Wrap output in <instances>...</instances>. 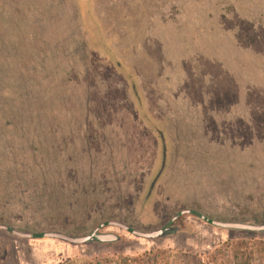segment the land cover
I'll return each mask as SVG.
<instances>
[{
    "label": "rangeland",
    "instance_id": "obj_1",
    "mask_svg": "<svg viewBox=\"0 0 264 264\" xmlns=\"http://www.w3.org/2000/svg\"><path fill=\"white\" fill-rule=\"evenodd\" d=\"M182 211L264 223V0H0V225L176 229L105 226L117 241L85 245L0 230V264H189L264 244Z\"/></svg>",
    "mask_w": 264,
    "mask_h": 264
},
{
    "label": "water",
    "instance_id": "obj_2",
    "mask_svg": "<svg viewBox=\"0 0 264 264\" xmlns=\"http://www.w3.org/2000/svg\"><path fill=\"white\" fill-rule=\"evenodd\" d=\"M191 214L195 217H198L202 219L205 223L214 226L219 227L223 229H230V230H242V231H248L251 233H263L264 232V223L260 225H251V224H244V223H222L218 221H214L205 217H200L197 215V213L193 211H182L178 215L174 217L173 220H176L180 215L182 214ZM105 226L110 227H116L121 229L122 231L131 234L134 237H140L142 239H158L166 237L176 231L174 228H170L168 226H164L161 229L151 231L149 233H140L133 229H130L129 227L117 223V222H108L100 225L98 228H96L94 231H92L90 234L86 236H70V235H64L57 232H48V233H42V234H36V233H20L10 227L0 225V230L6 231L16 237L23 238V239H40V238H48L52 240H58L62 241L64 243H68L70 245H85L87 243H91L93 241H99L102 243H108V242H115L117 241L118 237L114 234H103L98 235V231L100 228H103Z\"/></svg>",
    "mask_w": 264,
    "mask_h": 264
},
{
    "label": "trees",
    "instance_id": "obj_3",
    "mask_svg": "<svg viewBox=\"0 0 264 264\" xmlns=\"http://www.w3.org/2000/svg\"><path fill=\"white\" fill-rule=\"evenodd\" d=\"M243 241H237L234 243H227L224 246V250H231V253H204L202 255L193 256L192 260L188 262L189 264H250V260L256 261L258 264H264V244H255L256 249L248 248ZM254 254V257L243 258L245 254L250 251ZM219 251V250H218ZM183 257V256H182ZM149 258V257H147ZM155 260V258H153ZM186 257L183 259L185 260ZM149 260V259H148ZM187 260V259H186ZM137 259L130 258H118V259H105L101 263L96 262L95 264H131L135 263ZM222 261V262H221ZM89 264V263H87Z\"/></svg>",
    "mask_w": 264,
    "mask_h": 264
}]
</instances>
